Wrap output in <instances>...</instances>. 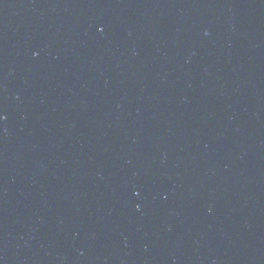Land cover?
Segmentation results:
<instances>
[{
  "label": "water",
  "instance_id": "95a60500",
  "mask_svg": "<svg viewBox=\"0 0 264 264\" xmlns=\"http://www.w3.org/2000/svg\"><path fill=\"white\" fill-rule=\"evenodd\" d=\"M0 264H264V0H0Z\"/></svg>",
  "mask_w": 264,
  "mask_h": 264
}]
</instances>
